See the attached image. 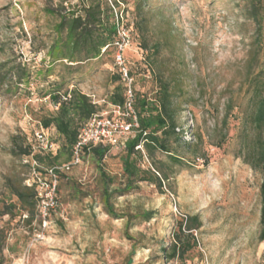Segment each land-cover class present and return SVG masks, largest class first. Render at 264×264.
I'll list each match as a JSON object with an SVG mask.
<instances>
[{
  "label": "rangeland",
  "instance_id": "1",
  "mask_svg": "<svg viewBox=\"0 0 264 264\" xmlns=\"http://www.w3.org/2000/svg\"><path fill=\"white\" fill-rule=\"evenodd\" d=\"M120 1L134 27L147 21V30L134 29L123 49L135 90L153 99L156 73L173 83L178 136L168 143L182 164L161 151L149 159L139 149L137 165L159 168L167 180L161 188L138 181L125 189L122 150L110 149L100 161L85 153L59 173L57 207L45 223L38 216L25 222L19 212L0 217L2 264H264V241L258 240L262 175L246 158L253 138L245 121L250 80L264 70V36L257 37L247 17L250 0ZM57 5L0 0V208L16 202L4 179L27 177L23 159L13 153L55 112L52 97L78 90L99 112L109 109L115 86L109 53L72 63L51 58L59 38L49 10ZM155 44L159 53L153 56ZM48 133L61 145L53 127ZM65 164L63 155L57 166ZM194 214L202 222L194 232L196 248L184 261L167 259L177 225Z\"/></svg>",
  "mask_w": 264,
  "mask_h": 264
},
{
  "label": "trees",
  "instance_id": "2",
  "mask_svg": "<svg viewBox=\"0 0 264 264\" xmlns=\"http://www.w3.org/2000/svg\"><path fill=\"white\" fill-rule=\"evenodd\" d=\"M72 0H58L56 9L49 10V13L55 15L57 23L55 24V33L58 40L50 48L51 58L55 60H67L69 62L81 61L77 60L82 56V60H93L100 56L110 54L114 67V83L115 86L109 99V106L123 107L125 82L122 80V73L115 64L116 47L114 43L119 41L115 26V14L122 13L123 27L132 34L134 29L146 31L147 21L141 19L142 24L139 26L129 23L126 17L127 10L124 3L120 0H78V5H71ZM65 4V6H64ZM135 9L140 13V4L135 5ZM125 12V15L123 14ZM247 17L256 25L257 37L264 36V6L262 0H250L247 9ZM144 46V45H143ZM145 47V46H144ZM57 49L53 52V50ZM150 52L153 56L159 53V45L155 44L151 47ZM124 67L129 79H131V87L133 92V107L137 117L138 127L133 129L119 144L117 149L124 152L121 160L122 170L126 177L127 183L124 188L130 187V184L138 181H149L161 188V183L167 180L159 168L142 170L138 165V160H142L139 149L143 150L147 158L151 159L155 151H161L170 154L172 160L176 164H182L181 159L174 155L171 151L168 140L178 136L175 132L177 109L173 105L175 97L173 83L166 80L163 74L156 73V92L153 99L144 95H139L135 90L134 76L128 63H126L123 52ZM141 56H144L141 50ZM145 57L149 58L146 51ZM144 60V58H143ZM252 87V95L250 101L249 113L246 116V125L253 133L251 143L247 146V163L253 168L259 170L262 175L259 187L260 196V231L258 240L264 241V70L256 73L250 80ZM69 96L65 102H60V96L52 97V103L58 104L55 112L49 117L42 120V128L49 131L54 128L61 145H57V151L54 154H45L36 152L32 156L39 164H47L49 167H59L60 158L65 155V161L68 163L72 160V148L76 143L78 135V126L82 121L87 120L94 114L99 113V109L88 96L78 90H71L63 96ZM32 138L27 142L20 144L17 153L13 156H20L22 159L29 158L32 153ZM115 149L110 145H96L89 149L83 148L81 156L85 153H91L97 160H102L107 151ZM138 156V159L136 158ZM28 169V165H23ZM60 173V172H59ZM58 173V180H59ZM161 174V179L158 177ZM24 179L12 176L4 179V186L9 194L16 200L14 203H3L0 208L1 216H10L15 218L16 212L19 216L25 215V222L37 215V198L33 188L24 185ZM112 181L107 179V185ZM105 187V186H104ZM117 191V189H116ZM106 213L109 216L113 214L112 207L108 204L109 196L104 193ZM56 196V202H57ZM58 203V202H57ZM202 222L197 214L187 215L176 227L169 244L170 253L167 259H178L184 261V257L188 252L196 248L197 240L194 232L201 230ZM5 233L0 228V254L5 244ZM2 264V258H0Z\"/></svg>",
  "mask_w": 264,
  "mask_h": 264
},
{
  "label": "built area",
  "instance_id": "3",
  "mask_svg": "<svg viewBox=\"0 0 264 264\" xmlns=\"http://www.w3.org/2000/svg\"><path fill=\"white\" fill-rule=\"evenodd\" d=\"M115 14V26L119 41L114 43L116 47L115 64L122 73V80L126 84L124 91L123 107L109 106L108 111L92 115L87 120L79 123L78 135L75 145L72 148V160L70 163L53 168H43L33 158L36 152L54 154L57 151L56 143L51 139L47 130L38 123L34 127L32 138V153L29 158L23 159V164L28 165V174L24 179L26 187L33 188L36 193L37 215L43 223L50 213L57 207L56 192L58 173L70 170L71 166L80 163L81 151L83 148H91L96 145H110L118 148L121 141L129 135L133 129L138 127L137 117L133 107L134 98L131 87V79L128 78L124 67L122 56L123 49L129 44V33L123 27L122 13ZM69 96H60V102H65ZM55 104V107L59 105ZM95 104V103H94Z\"/></svg>",
  "mask_w": 264,
  "mask_h": 264
}]
</instances>
